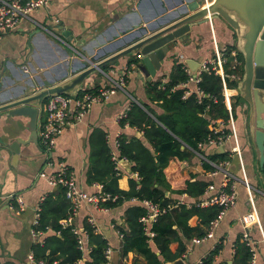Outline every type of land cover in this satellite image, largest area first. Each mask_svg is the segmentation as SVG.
<instances>
[{
	"label": "crops",
	"instance_id": "0c3cea01",
	"mask_svg": "<svg viewBox=\"0 0 264 264\" xmlns=\"http://www.w3.org/2000/svg\"><path fill=\"white\" fill-rule=\"evenodd\" d=\"M158 2L159 0H144L142 6L138 8V0H50L48 6L33 12L16 29L0 39L2 99L8 98L9 94L6 93L8 88L14 85H24L28 78L37 74H42L45 79L61 75H65L63 79L72 76L66 63L67 60L82 57L83 49L89 56L93 47V39L96 36L105 31L110 33L112 31L110 29H118L121 26L128 29L130 25L128 16L131 11L139 10L149 15L157 7ZM214 36L219 46L222 47L233 45L236 41L235 31L225 21L213 20L211 23H204L190 32L186 42L173 44L172 51L165 57L162 68L153 80L168 81L176 62L187 64L190 60L191 64L187 65L193 69L211 59L215 52ZM140 63L141 59L137 55H123L114 65L106 67L107 74L98 72L97 76L85 81L82 89L112 86L122 73L129 70L124 90H117L106 102L94 103L80 121L67 126L65 131L57 137L56 147L50 157L51 166L46 167L47 155L39 139L37 143L21 144L18 153L11 148L17 138L28 140L30 131L26 125L29 117L11 116L6 112L0 113V264L7 261L15 264H37L29 258L35 243L32 228L36 219V208L41 204L42 197L56 198L59 191L58 186L49 184L46 179L39 176L42 170L50 172L57 168L60 161H63L75 173L79 187L89 194H94L97 191L96 183L89 184L86 179L91 162L92 143L96 140V131H101L106 135V141L112 153L120 156L118 138L121 135H125L128 139L133 136L143 138L142 131L123 122L133 103L140 105L148 103L157 112L162 111L157 103L151 102L148 97L146 80L138 75L141 70ZM25 68H28V71H25ZM67 70L70 72L69 75H66ZM189 87L195 90L197 85L191 82ZM28 92H31V89ZM233 93L238 95V90ZM240 108L238 106L239 112H241ZM44 118V114L40 113L38 122L41 124ZM240 119L245 129L242 112ZM233 146L230 142L223 147L224 151L211 147L205 150V155L202 154L208 159V154L231 152V169L240 177V164L238 157L232 152ZM126 160L129 165L121 164L118 185L127 191L130 189V178H138V175L132 173V164L128 159ZM257 163L260 169L258 159ZM203 164L201 157L196 154L192 160L182 163V174L193 173L197 175V178H206L215 185H219L220 178L218 176L211 178L208 175L209 170H206ZM248 177L255 187L256 184L252 182L249 174ZM255 189L256 207L264 229V189L258 190L257 187ZM11 194H18L24 199L25 209L23 211L11 209ZM166 195L178 198L176 203L179 201L187 204L195 202V199L187 193L178 197L167 191ZM237 195L236 206L226 212L220 224L212 230V234L204 242L198 244L193 240L187 242V252L182 258L186 259L188 264L202 262L218 243L222 244V249L215 262L228 261L229 263L235 252L234 242L237 236L246 232L256 242L258 264H264V242L260 228L256 222H245L252 207L248 191L241 183L237 186ZM261 197L263 198L262 208L259 206ZM137 202L139 201L131 200L108 210L97 209L94 205L87 203L80 207L76 224L84 229L85 220L88 219V222L92 220L97 232L102 234L112 249L107 264H144L145 262L143 256L136 252L130 251L127 255L123 254V237L119 230V226L125 224V211L131 204ZM199 222L198 216L190 219L192 226H196ZM207 230L209 231V227ZM50 233L51 230L38 236L37 242L43 241L44 237ZM178 245L179 242H173L172 251L176 252Z\"/></svg>",
	"mask_w": 264,
	"mask_h": 264
},
{
	"label": "trees",
	"instance_id": "16d2710c",
	"mask_svg": "<svg viewBox=\"0 0 264 264\" xmlns=\"http://www.w3.org/2000/svg\"><path fill=\"white\" fill-rule=\"evenodd\" d=\"M235 38L237 40L236 34ZM226 48L228 57L232 50H237L242 62L240 66L242 74L244 57L237 48V42ZM184 65L176 62L166 83L161 79L146 82L148 97L151 102L157 103L161 112H157L151 104L140 105L134 102L123 119L124 123L137 127L143 132V138L133 136L128 139L125 135L118 138L120 157L128 159L132 164V173L138 175V178H130L129 190H123L118 185L121 174H118L115 168L113 153L107 144L106 135L96 131V140L92 143L87 183H101L103 192L117 196L116 200L103 203L109 209L133 199L139 201L127 208L125 224L120 225L119 230L124 234L123 254L136 252L143 256L144 264H166L182 257L187 252V242L194 237L206 236L210 223L220 211L216 205L207 207L197 205L196 201L204 194L209 182L206 178H197L193 173L183 175L181 165L184 161L192 160L196 151H200L199 143L212 133L209 128L211 120L228 121L229 111L224 102L223 84L221 77L214 71H205L202 73L199 86L207 94L215 95L218 101L214 102L207 96L200 104L196 93L184 99L185 89L178 86L181 82L190 79V75L184 70ZM160 86L165 88L162 89ZM207 106H209L208 115H205ZM232 112L235 118L234 104ZM208 158L215 161L225 160L230 158V153L216 152L208 154ZM203 163L206 170L213 169L209 162L203 160ZM259 171L263 175L264 186V167ZM58 187V197L46 196L41 203L39 223L35 228L43 231L44 234L49 230L51 233L46 235L43 241L33 244L34 259L44 261L45 264H74L80 258H82L81 264L106 263V249L109 244L88 219L85 220L84 230L88 234L91 251L85 257L78 247L77 236L72 228L62 226L61 220L68 215L70 201L66 197V188L61 185ZM167 191L178 197L187 193L195 199V202L179 204L161 214L152 223L155 236L152 242H148L141 221L147 214L148 208L142 201L150 200L160 204L161 207L175 204L178 198L167 196ZM193 216H198L200 220L196 226L190 224ZM242 237L243 235L239 234L234 242L232 264H251L253 252ZM173 242H179L176 252L171 249ZM221 249L222 244L218 243L199 264H229L228 261L215 262ZM3 264L15 263L7 261Z\"/></svg>",
	"mask_w": 264,
	"mask_h": 264
},
{
	"label": "water",
	"instance_id": "95a60500",
	"mask_svg": "<svg viewBox=\"0 0 264 264\" xmlns=\"http://www.w3.org/2000/svg\"><path fill=\"white\" fill-rule=\"evenodd\" d=\"M144 0H138V8ZM129 28L119 27L93 39L91 53L84 52L67 60L72 76L61 75L45 79L42 74L28 78L24 85H14L6 90L8 98L0 93V113L29 117L28 140L17 138L11 145L15 153L21 144L37 143L38 122L45 101L58 94H77L85 81L107 74L106 67L114 65L120 56L140 55V78L151 82L162 68L167 54L176 42H186L188 35L198 26L213 20L225 21L237 36V48L243 54L244 66L237 90L239 107L245 122L248 143H255L259 152V167H264V0H159L157 7L146 14L139 10L129 13ZM121 34V36H118ZM115 53V54H114ZM192 61L188 60L187 64ZM191 68V67H190ZM201 64L191 68L196 76ZM69 70L66 75H69ZM59 81V82H58ZM39 86V88H37ZM31 89V92L28 90ZM224 151L223 147L218 150ZM219 150V151H220ZM121 164L128 166L126 159ZM166 264H188L180 257ZM232 264V261L229 262Z\"/></svg>",
	"mask_w": 264,
	"mask_h": 264
},
{
	"label": "built area",
	"instance_id": "2783aa9c",
	"mask_svg": "<svg viewBox=\"0 0 264 264\" xmlns=\"http://www.w3.org/2000/svg\"><path fill=\"white\" fill-rule=\"evenodd\" d=\"M50 0H0V39L10 31L16 29L20 23L30 17V15L46 6H48ZM58 21V20H57ZM214 56L211 59L204 61L201 64V68L198 70L196 76H193L191 68L185 64L184 70L190 75V79L184 82H181L178 86L185 89L183 98H187L190 94L196 93L198 103L204 101V97L209 96L210 100L217 102L218 98L215 95L207 94L200 86L202 80V73L205 71H214L221 77L223 84V95L224 102L229 111V119L225 122L222 119L211 120L209 128L211 134L207 139L199 143V150L196 151V154L201 157L202 160L209 162L213 169L208 171V175L211 178L219 177L220 184L215 185L214 182L208 180V185L205 189L204 194L197 201V205L201 207L213 206L216 205L220 208V211L217 217L210 223L209 231L204 237H194L192 240L194 243L204 242L208 236L212 234V230L215 229L219 224L222 218L225 216L226 212L235 207L238 200L237 195V186L239 183L243 184L245 189L248 191L249 202L252 207V211L249 214V217L245 222L257 223L261 234L262 241L264 242V229L262 227L259 214L256 207V198L254 194L255 187L251 184L248 173L246 170L245 162L240 148L239 136L236 129L235 119L233 116V100L234 91L237 90L231 89L229 87V79L238 84V81L241 79L240 66L242 65L241 60L239 59L237 50H232L228 57L227 48L220 47L215 36H214ZM140 58V55H137ZM231 58V59H230ZM25 71H28V68H25ZM129 70L122 73L112 86L99 87L96 89H81L77 94H58L55 96H50L44 103L42 112L44 115V121L41 122L39 128V140L43 146L44 152L47 155V166L52 165L50 159L53 150L57 144V137L61 135L67 126H70L78 121H80L85 114L90 110L92 105L96 102H106L117 90L125 88V84L128 79ZM163 83H166L167 80H162ZM193 82L196 83L197 87L195 90H192L189 87V84ZM161 87V86H160ZM164 89L165 87H161ZM208 108L206 107L205 115H208ZM232 142L233 148L232 152L236 154L239 160L241 176L238 177L231 169V157L225 160H211L203 156L202 151H205L207 148H220L225 147L226 144ZM126 158H121L118 155L113 154L112 160L115 163V168L118 174H121V160ZM41 178L47 180L51 185H61L66 188V197L70 201V207L68 215L66 218L61 220V224L64 228L71 227L74 234L77 236L78 247L83 252L85 257L90 251L91 246L89 244L88 234L84 229H81L76 224V217L78 216L81 205L84 203L92 204L97 209L108 210L109 208L103 205L104 202L108 200H116L117 196H112L108 192H103V184L96 183L97 191L94 194H89L82 190L75 177L73 170L63 161L58 163L56 169L47 172L42 170L39 173ZM10 198L12 203L10 205L12 210L23 211L25 209V201L18 194H11ZM45 197L41 198V203ZM135 200V199H133ZM142 203L148 208V212L145 216L142 217L141 221L144 224L145 232L148 236V242H152L155 236V232L152 229V223L155 221L161 214L167 210L172 209L173 207L178 206L179 204L185 203L184 201H179L176 204H170L167 207H161L160 204L155 203L150 200H144ZM41 212V204L36 208V219L34 226L32 228V236L37 242L38 236L43 235V231L36 229L35 226L39 223ZM91 224L92 220H89ZM122 237L124 236L123 233ZM242 240L251 248L253 252L251 264H258L257 262V251L255 244L256 242L252 239L251 235L246 232L243 234ZM112 254V249L110 246L106 249V258H110ZM29 258L36 262L37 264H45L44 261H36L34 259L33 253ZM82 258L77 260L74 264H81ZM104 264H107L104 263Z\"/></svg>",
	"mask_w": 264,
	"mask_h": 264
},
{
	"label": "rangeland",
	"instance_id": "374dc122",
	"mask_svg": "<svg viewBox=\"0 0 264 264\" xmlns=\"http://www.w3.org/2000/svg\"><path fill=\"white\" fill-rule=\"evenodd\" d=\"M222 47V46H220ZM235 85V87L233 88V86ZM229 87L231 89H235L237 87V83L233 82L231 79H229ZM239 95H234L232 97L233 100V104L235 106V122L237 125V130L239 133V139H240V148H241V152L243 155V159L246 165V169L247 172L249 174V176L251 177V180L254 184H256L255 187H257L258 190H263L264 186H263V175L262 173L259 171L258 169V163H257V159L259 158V152L257 150V147L255 145V143H248V139H247V134L246 131L244 129V127H242V121L240 119V113L238 110V103H239ZM45 115V114H44ZM254 144V146L252 145ZM256 148V149H255ZM255 150V151H254ZM202 153L205 155L206 152L202 151ZM262 204H263V198H260V208H262Z\"/></svg>",
	"mask_w": 264,
	"mask_h": 264
}]
</instances>
